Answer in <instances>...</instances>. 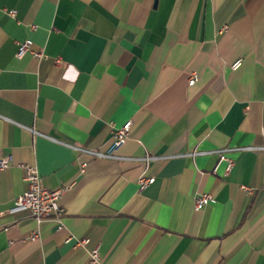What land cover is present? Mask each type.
<instances>
[{
    "label": "crops",
    "instance_id": "crops-1",
    "mask_svg": "<svg viewBox=\"0 0 264 264\" xmlns=\"http://www.w3.org/2000/svg\"><path fill=\"white\" fill-rule=\"evenodd\" d=\"M129 120L117 159L75 148L106 151ZM249 147H264V0H0V264H91L97 245V264H264V149ZM20 163L72 184L62 228L10 211ZM201 192L215 201L195 210Z\"/></svg>",
    "mask_w": 264,
    "mask_h": 264
},
{
    "label": "built area",
    "instance_id": "built-area-1",
    "mask_svg": "<svg viewBox=\"0 0 264 264\" xmlns=\"http://www.w3.org/2000/svg\"><path fill=\"white\" fill-rule=\"evenodd\" d=\"M11 16L17 15L16 9H7ZM32 44L31 40H26L19 43V50L17 55L21 57L27 50L30 49ZM38 57H43L44 54L41 52H34ZM243 63V58L236 59L232 64V69H238ZM199 80L197 72H193L189 78V84L194 85ZM133 126V121L129 120L125 122L121 127L115 128L113 139L106 151H96L94 149H86L82 147H75L80 153L88 154L91 157H102V158H113L117 159V151L126 143L128 140ZM250 149L262 150L264 147H249ZM226 148L220 149L219 161H227V170L230 171L235 161L231 157L226 155ZM194 154V153H193ZM151 159L150 156L146 157L145 160ZM25 171L24 177L27 182V189L22 194L16 197V204L11 208V212L26 210L36 220L38 224L47 218H54L57 220L59 227L64 226L63 216L65 214V208L62 204V199L65 193L71 188L70 185H62L58 188H48L43 184L41 174L36 164L33 163H20L19 164ZM88 165L87 161L81 163V172H84ZM10 166V157L4 156L0 158V169H6ZM156 178L154 176L142 175L139 178L140 189L143 190L150 184L154 183ZM244 189L249 192H253V187L244 185ZM215 201V196L211 192H201L194 197V209L201 210L206 205ZM40 232L34 231L31 235V239H38ZM89 242V238L79 239L77 243L79 245H86ZM101 255L99 245L91 249L90 251V263H100Z\"/></svg>",
    "mask_w": 264,
    "mask_h": 264
},
{
    "label": "clouds",
    "instance_id": "clouds-1",
    "mask_svg": "<svg viewBox=\"0 0 264 264\" xmlns=\"http://www.w3.org/2000/svg\"><path fill=\"white\" fill-rule=\"evenodd\" d=\"M72 69L70 68L69 71H71ZM64 79H70L68 74H65Z\"/></svg>",
    "mask_w": 264,
    "mask_h": 264
}]
</instances>
